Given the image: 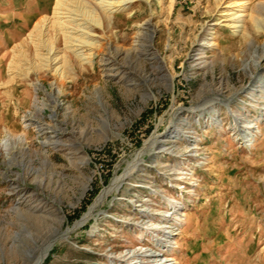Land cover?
<instances>
[{"label":"rangeland","instance_id":"obj_1","mask_svg":"<svg viewBox=\"0 0 264 264\" xmlns=\"http://www.w3.org/2000/svg\"><path fill=\"white\" fill-rule=\"evenodd\" d=\"M55 3L15 40L0 20V264H28L43 235L93 205L42 264H150L139 253L152 251L264 264V0H133L95 26L86 64ZM56 56L57 72L45 65ZM230 109L253 125L252 145ZM154 134L163 149L137 157Z\"/></svg>","mask_w":264,"mask_h":264},{"label":"bare ground","instance_id":"obj_2","mask_svg":"<svg viewBox=\"0 0 264 264\" xmlns=\"http://www.w3.org/2000/svg\"><path fill=\"white\" fill-rule=\"evenodd\" d=\"M132 1L133 0H57V3H55L56 6H55V11H54V17L55 19H57L58 25L62 27L61 30L65 33V36L68 40L66 44L68 51L76 55L82 61L83 64L92 63L93 54L91 52H88V53L86 52L88 48L85 49L86 47L85 45L95 44L96 42L94 41L95 42L94 43L93 41H89L87 40V38H92L95 35L93 33V29L95 28V26L100 27L103 25V23L101 22V19H103V17L110 19L111 16L115 12L129 8L130 3ZM243 3H246V1ZM226 6L229 7L231 6V4L226 5ZM233 13H234L233 20H236L238 22H243L244 14H238L239 12L237 11ZM79 15H81V17ZM44 20H45L44 22L47 23V21L49 22L50 17H46ZM73 22H76V24H78L79 27H76V28L70 27L69 24ZM92 22H95V23L93 24ZM144 24L150 25L149 22H145ZM239 26H241V24H238V23L235 24V27H239ZM75 37L78 39L74 40L73 38ZM82 37L86 39V40L81 41L84 44H77L73 42V40L78 41ZM58 59H59L58 56L50 58L49 62L45 64L46 67L53 69L55 72L59 71L61 69L60 68L61 66H56L57 63H59ZM40 87L42 88L44 87L42 83H39L38 85H36V89ZM55 89L59 90V88L57 87ZM179 108H182V107H179ZM218 111H216L217 112L216 119L220 117ZM230 112L234 116L235 127L239 129V138L242 139L245 144L252 145L255 139V133L252 130L253 125L250 124L249 121L247 122L241 119L238 113L234 111L233 109H230ZM173 131L176 132V135L181 134L180 133L181 131L178 128ZM165 136H166L165 134H154L151 138L145 141V143L140 149L137 150L136 156L139 157L147 149L152 150L153 148H151V146L152 144H155V143H158L159 146L162 147L163 149L164 140H165L163 139V137ZM159 138L161 140H159ZM128 170L129 168L127 169V171ZM126 173H124L123 176H120V177L115 176L110 186H108L104 190L102 189L103 191L97 198L96 203L99 200L101 201V199L107 193H109V191L117 187L118 184L121 182V179H123ZM87 188H88L87 185H85L84 190L81 194V197L84 195ZM174 202L175 200L171 199L170 204L174 205L175 204ZM74 205L75 204H73V206ZM94 206L95 205H93L90 208V210L84 216H82L81 219H79L73 226H69L65 230L64 229L60 230L54 227L52 231L43 235V240H42V243L39 245V247L35 251L33 252L30 251L28 253L30 256V262L28 264H42L44 258L49 254V251L53 248V245L56 243V241L60 239H67L70 236L71 232L74 231L76 227H78V225L84 223L88 219ZM168 233H169V238L171 239L173 236V233L172 232H168ZM170 239H168V244L166 245L168 248H172L171 246H173L172 245L173 241L171 242L172 244L169 243L171 241ZM139 254L151 255L152 257H155V260L153 261V263H150V264H169V261L172 260L170 257L166 256L165 254H161L158 251H152L146 254L140 252ZM135 262H136L135 264H144L143 259L141 257L138 258V260H136Z\"/></svg>","mask_w":264,"mask_h":264},{"label":"crops","instance_id":"obj_3","mask_svg":"<svg viewBox=\"0 0 264 264\" xmlns=\"http://www.w3.org/2000/svg\"><path fill=\"white\" fill-rule=\"evenodd\" d=\"M53 0H2L0 10L4 12L0 20L6 22L4 34L8 39H17L28 30L30 24H34L38 18L47 15ZM9 17H17L8 19Z\"/></svg>","mask_w":264,"mask_h":264}]
</instances>
